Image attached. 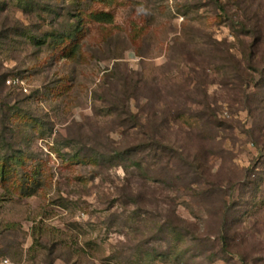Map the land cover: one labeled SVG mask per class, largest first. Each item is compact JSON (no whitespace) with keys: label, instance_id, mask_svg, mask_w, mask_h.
<instances>
[{"label":"rangeland","instance_id":"obj_1","mask_svg":"<svg viewBox=\"0 0 264 264\" xmlns=\"http://www.w3.org/2000/svg\"><path fill=\"white\" fill-rule=\"evenodd\" d=\"M0 74V260L264 264V0H0Z\"/></svg>","mask_w":264,"mask_h":264},{"label":"trees","instance_id":"obj_2","mask_svg":"<svg viewBox=\"0 0 264 264\" xmlns=\"http://www.w3.org/2000/svg\"><path fill=\"white\" fill-rule=\"evenodd\" d=\"M96 19L99 21L111 22L113 18L111 16V14L100 13V14L96 15ZM258 38H259L258 35H256L255 41H254V43H252L251 48H253V46L254 47L256 46V42L258 41ZM232 64L234 65L236 71H239V72L241 71V68H240L241 65L238 61L232 60ZM1 80L2 81L4 80L6 82L7 79H5L3 77V75L0 74V82H1ZM244 81L245 80L243 79V82ZM195 160H196L195 164L197 165V172L205 175L204 164L201 163L198 158H196ZM200 192L201 191L194 190L193 195L196 196ZM191 196H192V194H191ZM230 210H227V213H226L225 218L223 219L221 228L219 225L220 230H219V234H218L223 240V245L225 246L224 249L227 250L228 252L232 247V245H231V241H232L231 231H232V227H233V224H231V220L229 217ZM166 224L169 225L175 231H180V232H185L186 234H190V236L195 238L196 240H203L204 238H207L205 236V233L202 232L197 227V225H195L192 222H188V221L182 219L181 217L177 216L174 212L172 214L168 215V219L166 221ZM232 242H234V241H232ZM235 248H237V244H235ZM49 264H54V263H53V261H50Z\"/></svg>","mask_w":264,"mask_h":264},{"label":"built area","instance_id":"obj_3","mask_svg":"<svg viewBox=\"0 0 264 264\" xmlns=\"http://www.w3.org/2000/svg\"><path fill=\"white\" fill-rule=\"evenodd\" d=\"M6 83L10 86L17 87L24 92H28V87L24 80L19 76H11L7 78ZM10 260L8 258H1L0 264H10Z\"/></svg>","mask_w":264,"mask_h":264}]
</instances>
